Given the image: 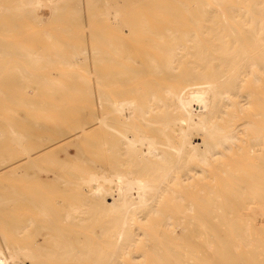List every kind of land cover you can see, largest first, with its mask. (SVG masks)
<instances>
[{
	"label": "bare ground",
	"instance_id": "bare-ground-1",
	"mask_svg": "<svg viewBox=\"0 0 264 264\" xmlns=\"http://www.w3.org/2000/svg\"><path fill=\"white\" fill-rule=\"evenodd\" d=\"M3 143L0 264H264V0H0Z\"/></svg>",
	"mask_w": 264,
	"mask_h": 264
},
{
	"label": "rangeland",
	"instance_id": "rangeland-1",
	"mask_svg": "<svg viewBox=\"0 0 264 264\" xmlns=\"http://www.w3.org/2000/svg\"><path fill=\"white\" fill-rule=\"evenodd\" d=\"M6 138H7V139H6L7 141H5L4 143H5V144L7 145V147L10 149V147H9V145H10V142H8V137H6ZM4 143H3V144H0V146H1V145H3V148H2V149H5V148H6V146H5V144H4ZM194 143H198V142H197V140H196V141H194ZM1 147H2V146H1Z\"/></svg>",
	"mask_w": 264,
	"mask_h": 264
}]
</instances>
